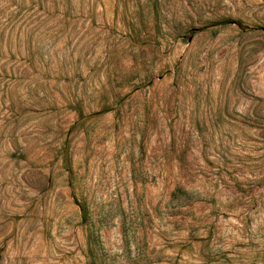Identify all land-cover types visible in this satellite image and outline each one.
<instances>
[{"label": "rangeland", "instance_id": "obj_1", "mask_svg": "<svg viewBox=\"0 0 264 264\" xmlns=\"http://www.w3.org/2000/svg\"><path fill=\"white\" fill-rule=\"evenodd\" d=\"M0 264H264V0H0Z\"/></svg>", "mask_w": 264, "mask_h": 264}]
</instances>
